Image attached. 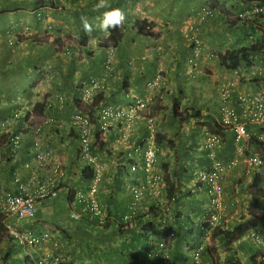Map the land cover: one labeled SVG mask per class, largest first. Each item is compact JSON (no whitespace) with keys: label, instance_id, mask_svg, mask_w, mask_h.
I'll return each instance as SVG.
<instances>
[{"label":"crops","instance_id":"obj_1","mask_svg":"<svg viewBox=\"0 0 264 264\" xmlns=\"http://www.w3.org/2000/svg\"><path fill=\"white\" fill-rule=\"evenodd\" d=\"M98 2L0 0V141L5 142L7 137L4 134L24 130L22 151L12 160L5 157L8 146L0 144V186L11 189L17 177L24 182L30 175L31 170L23 167L27 163L34 164L31 149L35 136L27 129L31 127L27 125V116L33 111L36 102H55L49 114L64 125L45 129L41 140L48 150L54 152V158L63 161L69 178L62 183L57 203L39 208L38 220L44 223V227L37 224V231L53 230L57 247L64 254H69L68 260L73 264H150L152 247L146 243L143 232L152 217L145 212L137 224L124 229L121 225L122 215L129 211L133 181L137 176L139 178V174L130 171L126 155L141 139L149 136V130L142 120L137 121L131 129V141L124 146L118 145L116 139L120 130L125 128V121L114 123L108 131L109 136L100 135L106 138L105 150L98 152L105 174L101 197L107 211L111 213V224L107 228H100L71 218V212L80 209L69 194L87 185L78 179L82 163L77 157L76 134L65 127L77 112V85L92 77L103 81L104 75H107L99 105H126L125 90L134 97L147 95V83L163 70L169 84L167 106L170 108L175 99H179L184 107L192 106L197 110L209 108L210 104L219 108V88L231 82H236L234 95L264 92V15L249 21L237 19L239 13L261 4L262 0H217L219 14L215 19H208L202 14L206 0H109L113 8H119L125 14V20L119 26L122 41L113 52L98 45L107 34L97 27V18L109 10H94ZM82 16L92 23L91 34L85 33ZM138 20L155 24L153 26L162 32L161 36L157 40L149 38L154 43L144 40L148 37L132 29ZM200 22L202 51L194 65L190 66L186 62L190 51L189 26H198ZM10 40H15L16 44H10ZM254 40L262 41L263 45L255 57V67H244L240 75L236 76L234 71L220 65L217 53H224ZM80 43L86 47L87 54L77 52L72 58H66L57 51L60 44L78 49L82 47ZM110 53L113 68L106 74L105 60ZM47 71L55 75L54 80L50 81ZM57 94L66 96L65 107H60L55 101ZM93 116H97V112ZM159 118L158 125L163 133L168 129L176 130L171 118L168 117L164 123ZM192 128L188 126L169 134L177 137L182 151L188 155L195 148L189 142L197 145L198 150L197 129L187 134L191 139L183 136ZM106 149L111 150L113 155H108ZM194 166L178 167L183 177L178 174L175 179L178 198L173 206L183 213H177L176 237L168 241L171 264H190L191 246L200 236L196 225L206 210L207 199L202 188L195 189L201 164ZM170 171L175 174L176 169L170 167ZM244 172L242 163L225 177V198L229 205L226 229L229 230L236 228L240 216L247 213V194L238 192L243 185L246 188L252 178H245L241 184L238 175L245 176ZM143 206L148 208L151 215L158 207L149 196L143 199ZM152 220V230L161 238L158 220ZM257 224L256 230L264 231V223L261 221ZM243 240L234 243V250H227L224 239L217 237L213 240L216 250L213 251L211 247L205 253L202 264H252L250 257L255 248ZM1 248L9 251L11 247L3 244ZM10 252L20 261L23 260V257H19L22 251L18 246L12 247Z\"/></svg>","mask_w":264,"mask_h":264},{"label":"clouds","instance_id":"obj_2","mask_svg":"<svg viewBox=\"0 0 264 264\" xmlns=\"http://www.w3.org/2000/svg\"><path fill=\"white\" fill-rule=\"evenodd\" d=\"M257 7H264L260 4H255L243 12L239 13L237 16V19L241 21H249L257 18L259 15H264V13L248 16L246 18H242L241 15L244 14L246 11L251 10L252 8ZM100 9H109L107 11H104L101 14V17L97 18V27L100 29V31L104 34H109V29H115L119 27L125 20V14L123 11L119 8H113L111 4L109 3V0H99V2L94 6V10L99 11ZM205 10H212L214 12L213 17H209L205 15ZM202 14L208 18V19H215L219 14V8L211 7L208 5H204L202 7ZM41 20V18H40ZM81 23L83 25V29L85 33L91 34L93 26L92 23L89 21L87 17L82 16L81 17ZM134 25V24H133ZM201 22L198 26L190 25L189 26V39H190V47L188 48L189 54L188 57H186V62L190 65H194V61L196 58H198L202 51V40L200 38L201 35ZM133 29V26H132ZM154 30H157V27L154 26ZM121 30V29H120ZM159 31V30H158ZM122 32V30H121ZM160 32V31H159ZM162 33V32H160ZM161 36V35H160ZM123 37V35H122ZM105 38V37H104ZM152 39V38H151ZM104 40V39H103ZM103 40L99 42V47L106 48L108 51H114L115 48L121 43H119L117 46H110V47H103L101 44H103ZM157 40V39H156ZM122 41V40H121ZM10 44H16L15 40H10ZM91 42V41H90ZM57 51L59 53V50L61 48H66L70 53L69 55H64L66 58H72L77 52L82 53L81 48L78 49H71L66 45H60L57 47ZM111 56L112 53L107 57L105 60V68L104 73H109L112 71L113 64L111 62ZM217 58L218 54H216ZM145 60V58H143ZM255 67V66H254ZM46 73L49 76L50 81L54 80L55 75L51 74L52 72L47 71ZM236 76L240 75V71H234ZM107 78V75H104V80ZM94 80L101 81L102 83V89L96 93L92 101L88 103L82 102V93L85 88H88L90 83ZM102 81L99 78L92 77L88 81H82L77 85V96L75 98L76 101V107L77 112L72 116L70 121L68 122V125H65V127H68L69 131H72L76 134L75 139L77 140V157L81 161L82 166L79 169V175L78 179L84 181L87 185L74 189L72 192H70V197L75 201L76 205L80 209V211H72L71 212V218L74 221H85L89 222L90 224H93L94 227H100V228H107L110 223V217L111 214L107 211L105 205L103 204V199L101 197V185L104 178V167L100 161L98 152L105 150V137L101 138L100 135H107L110 127L116 123L117 121H125V128L120 130V134L117 136L116 143L118 145H126L131 141V129L136 125L137 121L142 120L144 124L146 125V128L149 130V136L141 139L134 147V149L126 155V159L129 162L130 165V171L135 174H139L133 181V187L132 192L133 194L134 189L137 186L145 185L146 189L142 193V201H141V209L139 210L138 217L136 219L131 220L128 224L123 223V218L125 215L128 214V212L124 213L121 217V225L122 229L124 227H128L130 225L137 224L139 222V219L142 217L143 213H148L152 218L149 221L151 226L146 231L144 229L143 235L145 237V241L148 244V246H151L152 249L150 250V264H157L160 259L156 258L155 255L157 253L166 254L169 257V264H171V258L168 251V241L170 239H174L176 237V223H177V213L182 214L183 212L177 211L176 208L173 206V203L175 202V199L178 198L176 195V176L179 174V176H182L181 167L188 168H195V164L200 163L201 166L199 168V180H197V187L195 189L200 190L201 188L204 190V195L207 199V206L206 210L202 215V218L198 221L196 228L200 233L199 240L194 243L191 246V254H190V264L192 261V256L198 248L202 247L201 254H202V263L204 260V255L209 249L212 247L214 250L213 240H215L217 237L225 238L220 234V231L223 230H229L226 229V211L227 208H229L228 202H226V186H225V177L229 171H232L233 169L238 168L242 163L245 166V176L238 175L239 182L244 183V179L251 177L252 180L249 183L246 184L245 192L247 194V197L249 199L248 201V207H247V213L242 214L239 218L238 225L243 223L244 221L250 222V228L249 230L244 234L242 238L243 242H247L246 240H250L253 243V247L255 248V251L252 253V257L254 255H258V260L261 261L263 259V255L261 257V251L259 250L258 246L254 243V241L250 238V236L247 238V235L251 232H260L256 230L258 228V222H261V220H255V218H252L253 212L257 209L252 204V195L249 191V185L254 181L255 177L259 175L263 181L261 187L263 188V182H264V173L257 172L256 170L254 172H251L249 168L246 165L245 157H248L252 154H259L261 157L264 158V123L262 125L253 123L250 121L248 116L251 113V110L248 109V107L245 105V102L243 99H253V98H260L264 102V92H259L255 94H235L236 90V82H231L225 87L219 88V97H220V106L219 108H213L212 105H209V108L204 107V109L197 110L193 109L192 106L184 107L181 102V112L188 108L190 109L189 114L186 116L188 119L184 121H176L173 117V105L169 108L167 106L166 102V96L169 91L168 89V83L166 80V74L165 71L161 70L155 77L153 81H149L146 85L147 89L149 90V93L145 96L141 97H134L131 95L130 92L125 90V99L127 100V104H110L103 106L99 105L100 102V96L101 93L104 92V84L106 81ZM57 97H63L65 99V105L67 103V98L65 95L57 94L55 95V101ZM226 98V99H225ZM235 100V103L233 104L232 101ZM138 101L146 102V105L139 109L136 115L133 117V121L131 122L128 120V113L131 111L132 108H134ZM58 103V101H56ZM102 102V101H101ZM175 102V101H174ZM173 102V104H174ZM37 103H44L45 110L43 113H34V107ZM49 104L51 107H49ZM59 104V103H58ZM98 105L97 108H94L95 105ZM33 107V111L28 114V123L27 125L31 127H27L28 131H31L34 134V142L32 145V162L34 164H25L23 167L24 169L31 170L30 175L27 177V179L23 181V179L16 178V184L11 188H2L0 186V218L3 220L4 226L6 228L5 231V238L4 241L0 243V251L2 250L1 246L3 244H6V247L9 248V251L3 250L4 256L6 260H10L14 262L15 264H24V261L26 264H63L66 259H68L69 254H64L60 248L57 247V241H55L54 238V231L53 230H41L37 231V224L44 227V223H41V221L38 220V210L40 207H48L52 206L55 203H57L62 183H64L65 180L69 178V174L64 167L63 161L59 158H54L53 154L48 148H46L41 140V136L44 135L46 132L45 129L56 127L59 128L64 125L63 122H61L59 119H56L53 117V115L49 114V112L54 108L55 102L49 100H44L42 102H36ZM65 105L63 107H65ZM60 107H62L59 104ZM99 107V108H98ZM114 108V109H120L124 115L119 117L111 118V120L108 122L107 125H105L102 120L100 121V113L102 110H105L106 108ZM94 108L95 112H91V110ZM170 111V112H168ZM200 111V117H195V112ZM97 112V116H93ZM158 113L160 115H158ZM86 115L91 122L92 125V133L90 136V148L92 155L96 158L97 164L99 165L101 172H102V178L101 182L99 184V191H98V197L101 204V207L103 209V212L106 215V222L105 224L101 225L99 223V219L96 216L91 215L87 211H85V207L82 206L79 203V200L77 199V194L80 191L86 192L92 184L95 181V177H97V172L95 167H93L91 164L88 163L86 157L83 155V143H82V137H81V131L78 127H76L73 124V121L76 117V115ZM232 114L234 116H232ZM185 115V114H184ZM160 117V118H159ZM171 118L173 122L176 125V130H180L182 128H187L188 126H193L192 129L187 131L183 136L187 137L188 140L191 139V136H188L187 134L191 133V130L197 129V136L196 141L198 143V150L197 145L189 144L191 146H195L193 148V152L188 154H185L181 146L179 144V141L176 136H170L169 134L171 132H174L176 130H166L165 133H163L158 125V119H160L161 123H164L167 118ZM224 117H229L231 119L230 124H226L223 121ZM39 118V120H38ZM50 118L52 119L51 122L47 123L46 119ZM153 119L154 121V132L149 127V120ZM236 122V123H235ZM195 125H194V124ZM242 126L245 129V134L243 136H240L237 127ZM170 128V127H169ZM24 130L16 131L13 133L4 134L7 138L5 142L0 141V144L4 145L6 144L8 146L7 152L5 157L7 159L12 160L14 157H16L20 152L22 151V145H23V139H24ZM15 133L21 134V149L17 153H12L11 146H12V137L15 135ZM230 136V137H228ZM256 140L258 142H256ZM154 143L157 145L159 149L158 153V162H157V173L160 174V181L156 182L154 185L149 186L148 185V176L149 173L145 172L143 169V156L148 149V146L150 143ZM36 143H39L41 148V153L49 155L47 163L44 165H40L38 162L36 156L37 151L35 150ZM195 151V152H194ZM227 151H230L227 153ZM106 152L108 155H113L111 153V150L106 149ZM55 156V154H54ZM239 159V163L228 169L225 173L224 181L222 182L223 186V201L226 206V209L224 210L223 214L225 216V221L217 225L215 229H210L209 225L205 222L208 218L211 217V213L213 211V205H212V198L208 193L209 186L205 180V176L214 170V167L217 163H221L225 166H229L231 161L234 160V158ZM59 162L62 166L64 176L58 181L57 185V196L53 197L52 199H46V200H38L36 205V212L29 217H20L18 213H8L5 208L4 204L6 201L7 195H22L25 194L23 189L27 187L28 182L33 179L34 177H37L40 180L46 179V174L49 173L50 168L53 166L54 163ZM133 165L137 166V171H133L132 167ZM166 165H168V170H166ZM170 167H173L176 169L173 174L170 171ZM178 167L180 168L178 170ZM89 168L93 172V176L91 179L82 177L83 170ZM153 173L156 174V171ZM248 175V176H247ZM168 178L171 181L172 187L175 189L172 196H169L168 194ZM243 181V182H242ZM239 184V185H241ZM244 188V185L242 186ZM156 189L161 190V195H153L152 192ZM264 190V188H263ZM245 194V195H246ZM145 196H149L151 199L155 200L158 207L153 211L152 215L149 213V210L147 207L143 206V199ZM132 200V199H131ZM164 200H167L168 202L165 203ZM170 201V203H169ZM131 204V203H130ZM165 204L167 206L166 208H169V213L165 214L162 211V205ZM130 206V205H129ZM214 213V212H213ZM74 214L80 215L79 219H75L73 217ZM158 220L159 227L161 228L160 233L162 234L161 238H159L156 234H154L152 230V225L154 221L152 220ZM263 222V221H262ZM264 223V222H263ZM257 224V225H256ZM237 225V227H238ZM145 227V225H144ZM143 227V228H144ZM233 230V229H231ZM210 232L211 235L209 238L205 237V234L207 232ZM264 237V231L260 232ZM63 234V232H62ZM64 235V234H63ZM241 238V239H242ZM239 239L238 241H240ZM151 240V241H150ZM236 241V242H238ZM231 244L229 247L225 248L227 250H234L233 246L234 243ZM164 243V247L161 248L160 244ZM256 247H255V245ZM18 246L21 248L22 254L19 257H23V260L20 261L17 259L16 255L13 256L11 254L12 247ZM47 247V248H46ZM53 251V252H52ZM39 255V256H38ZM250 257V261L251 258ZM261 257V259H259ZM59 259V262H58ZM1 261V260H0ZM3 262V261H1ZM201 263V264H202Z\"/></svg>","mask_w":264,"mask_h":264},{"label":"built area","instance_id":"obj_3","mask_svg":"<svg viewBox=\"0 0 264 264\" xmlns=\"http://www.w3.org/2000/svg\"><path fill=\"white\" fill-rule=\"evenodd\" d=\"M205 15L209 17L214 16V12L212 10H205ZM264 13V7H257L252 8L249 11H246L244 14L241 15L242 18H246L248 16L257 15ZM60 54L69 55V51L66 48H61L59 50ZM102 89L101 81L94 80L90 83L88 88H85L82 93V102L88 103L92 101L96 93ZM226 99V98H225ZM56 101L63 107L65 105V99L63 97H57ZM245 105L248 109L251 110L250 115L248 118L253 123L262 125L264 123V102L260 98H253V99H243ZM146 105V102L138 101L137 105L131 109L128 113V120H132L133 117L136 115L139 109L143 108ZM49 107L51 105L49 104ZM124 115V113L118 108H106L102 110L100 113V121L107 125L111 118L119 117ZM232 116H234L232 114ZM52 119L47 118V123L51 122ZM133 121V120H132ZM131 121V122H132ZM223 121L226 124L231 123V119L229 117H224ZM236 123V122H235ZM73 124L78 127L81 131L82 143H83V155L86 157L89 164L95 167L97 172V177H95V181L86 192L80 191L77 194V199L79 203L85 207V211L90 213L93 216H96L99 220L101 225L105 224L106 222V215L103 212L101 207L98 191H99V184L102 178V172L97 164L96 158L92 155L91 148H90V136L92 133V125L90 119L86 115L78 114L76 115ZM149 127L154 132V121L153 119L149 120ZM237 131L240 136L245 134V129L242 126L237 127ZM42 146L39 143H36L35 150L37 151V160L40 165H44L47 163V159L49 155L41 153ZM21 149V134L15 133L12 137V146L11 150L12 153H17ZM158 153L159 149L156 144L153 142L150 143L148 149L146 150L143 156V169L145 172L149 173L148 176V185L152 186L156 182L160 181V174L157 173V162H158ZM47 160V161H46ZM245 162L247 167L251 172L255 170L257 172L264 173V158L261 157L259 154H252L248 157H245ZM239 163V159L236 157L234 160L231 161L229 166H225L221 163H217L214 167L212 172H209L205 176V180L209 186L208 193L212 198V205L213 211L210 214L211 217L208 218L205 222L209 225L210 229H215L217 225L222 224L225 221V216L223 214L226 206L223 201V186L222 182L224 181L225 173L228 169L236 166ZM137 166L133 165L132 170L137 171ZM156 171V174L153 173ZM64 176V172L62 166L59 162L53 164L50 168L48 174H46V179L40 180L37 177L31 179L27 187L23 189L25 194L22 195H7L6 201L4 204V208L8 213H18L20 217H29L32 216L36 212V205L38 200H46L52 199L53 197L57 196V185L58 181ZM264 188V182H263ZM146 189L145 185L137 186L134 189L132 194L131 204L129 206V212L123 218V223L128 224L131 220L136 219L139 214V210L141 209V201L143 192ZM153 195H161V190L156 189L152 192ZM165 204L162 205V211L165 214H168L169 208H166ZM214 212V213H213ZM73 217L75 219H79L80 215L74 214ZM252 218L255 220H261L264 222V209L257 208L252 215ZM211 233L208 231L205 234L206 238H209ZM250 238L254 241V243L258 246L259 250L261 251V255L264 256V237L260 232H252L250 234ZM151 241V240H150ZM160 247H164V243L160 244ZM202 247L198 248L192 256L191 264H201L202 263V254H201ZM156 258L160 259L157 264H169V257L166 254L157 253L155 255ZM261 259V257H259ZM59 262V259H58Z\"/></svg>","mask_w":264,"mask_h":264},{"label":"trees","instance_id":"obj_4","mask_svg":"<svg viewBox=\"0 0 264 264\" xmlns=\"http://www.w3.org/2000/svg\"><path fill=\"white\" fill-rule=\"evenodd\" d=\"M206 5L211 7L217 6V0H206ZM261 6H264V0H262ZM263 15H259L257 18L262 17ZM152 22L148 21H141L138 20L133 25V30L136 31L139 35L152 38V39H158L161 35V33L158 30H154V26ZM122 40V32L119 29V27L115 29H109V34L106 35V37L103 40V44H101L103 47H110V46H117ZM60 40L57 41L59 43ZM61 45V44H60ZM58 45V46H60ZM81 45V43H80ZM81 51L82 54L86 52V47L84 45H81ZM263 48L262 41L254 40L252 43L249 44H243L239 47H236L232 50H227L224 53L220 52L218 54V59L220 61V65L227 69L232 71H240L244 69V67H250L254 65V60L257 55V52ZM255 66V65H254ZM97 104L94 106V108H97ZM94 108L91 110V112H95ZM45 110L44 103H37L34 107V113H43ZM190 112V109L186 108L183 113L181 112V101L179 99H175V102L173 104V117L174 119L178 121H184L188 118L186 117ZM185 114V115H184ZM200 111L195 112V117H200ZM256 142H258L256 140ZM166 170H168V165H166ZM82 177L91 179L93 176L92 170L89 168L81 171ZM168 194L169 196H172L174 193V188L171 185V181L168 178ZM263 179L257 175L254 179V181L249 185V191L252 195V204L255 208H262L264 209V190L261 187ZM110 213V212H109ZM111 214V213H110ZM150 220V219H148ZM152 223H148L146 227V231L151 226ZM250 228V222L244 221L243 223L239 224L238 227L234 228L233 230H223L220 231V234L225 238V244L226 247H229L233 242L238 241L241 239L244 234L249 230ZM251 229V228H250ZM6 228L4 226L3 220L0 218V243L4 241ZM4 251H0V264H15L14 262L10 260H6L4 256ZM262 257V255H261ZM252 264H264V257L261 261L258 260V255H254L251 258ZM32 264V263H31ZM37 264V263H36ZM63 264H73L68 259L64 261Z\"/></svg>","mask_w":264,"mask_h":264},{"label":"rangeland","instance_id":"obj_5","mask_svg":"<svg viewBox=\"0 0 264 264\" xmlns=\"http://www.w3.org/2000/svg\"><path fill=\"white\" fill-rule=\"evenodd\" d=\"M144 40H148L151 43H154V41H150L149 38H145ZM211 90H214L213 88H210ZM196 100H198V96L196 97ZM212 105V104H211ZM213 108H216L214 105L212 106ZM245 188H242L238 193H241L242 195H245ZM251 232L247 235V238L250 236ZM106 237L110 238L111 236L106 235ZM248 245H253V243L250 240H247Z\"/></svg>","mask_w":264,"mask_h":264}]
</instances>
